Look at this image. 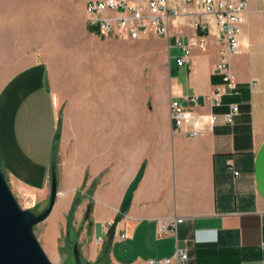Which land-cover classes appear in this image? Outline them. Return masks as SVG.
<instances>
[{
  "label": "crops",
  "instance_id": "0c3cea01",
  "mask_svg": "<svg viewBox=\"0 0 264 264\" xmlns=\"http://www.w3.org/2000/svg\"><path fill=\"white\" fill-rule=\"evenodd\" d=\"M56 2L0 0V165L11 189L44 191L54 166L57 213L69 211L75 193L90 190L93 208L80 254L93 264L101 263L99 240L108 242L103 255L110 264H148L175 256L179 246L188 253L186 264H264V0H247L242 45L230 62L234 87L216 67L224 43L215 19L196 4L168 0L179 11L170 17L169 34L158 35L167 44L166 85L146 98L121 93V84L116 94L101 95L89 78L59 80L50 59ZM201 18L210 21L207 49L194 47L179 66L174 41L195 35ZM220 85V105H211L208 97ZM173 100L197 114L217 113L218 120L197 137L186 134L171 119ZM229 103L240 106L233 123L223 119ZM84 209L77 207V218ZM179 217L176 234L158 236L159 224Z\"/></svg>",
  "mask_w": 264,
  "mask_h": 264
},
{
  "label": "rangeland",
  "instance_id": "374dc122",
  "mask_svg": "<svg viewBox=\"0 0 264 264\" xmlns=\"http://www.w3.org/2000/svg\"><path fill=\"white\" fill-rule=\"evenodd\" d=\"M83 1L85 0H57L56 15L51 6V33L55 23L57 34L56 51L50 55L54 66L53 73L59 80L67 81L68 79L76 83H79L82 78H89L90 83L94 81L100 84L101 95L116 94L120 84L121 93L135 92L139 98L149 97L150 92L153 95H159L166 85L168 64L166 42L154 33H148L142 39L123 40L109 35L100 36L93 30L91 33L86 32L82 4L88 0ZM53 15H55L56 22L52 19ZM89 89H92V85ZM109 103V101H101V105ZM75 104L80 105L81 103L75 102ZM3 171L5 173L4 169ZM53 173H56L54 166L50 178ZM50 185L42 192H17L11 189V185L10 189L16 196L18 204L24 209L42 211L46 208L50 198ZM91 193L90 190L85 193L79 191L72 198V206L73 203L76 204L74 211L81 204L85 206V211L77 215L80 218L76 217L74 211L70 213L71 206L66 213H57L54 209L44 221L34 226L33 231L53 264L76 263L75 256H73L74 242L78 243L80 251L81 247L86 244L85 229L88 230V219L91 218L93 208V199L89 197ZM59 198L58 195L56 201ZM118 217H113L108 224L109 234H111V225ZM84 220H87L86 223ZM99 242L102 246L100 264H110L106 263L103 255L108 242L106 240H99ZM83 259L84 261L89 260Z\"/></svg>",
  "mask_w": 264,
  "mask_h": 264
},
{
  "label": "built area",
  "instance_id": "2783aa9c",
  "mask_svg": "<svg viewBox=\"0 0 264 264\" xmlns=\"http://www.w3.org/2000/svg\"><path fill=\"white\" fill-rule=\"evenodd\" d=\"M188 4H196L198 12L205 17L212 16L219 29L217 40L224 43L220 49V61L217 69L223 75L222 79L228 81L231 87L235 85L234 72L230 66L231 59L239 52L241 40L239 35L242 24L245 22L247 0H182ZM86 6V19L90 31L97 32L100 36L109 35L110 37L122 38L123 40L142 39L148 33L167 36L169 34V20L171 16H177L179 9L175 5H170L168 0H146L143 5H136L127 0H88ZM210 21L207 18L196 22L197 32L187 41L182 42L179 38L175 39L176 47L181 49L180 56L177 58V65H183L191 58V50L200 47L202 51L207 49L206 34L211 30ZM221 85L218 86L208 97L211 105H220L223 94ZM191 102H197V96L190 97ZM229 109L223 115V119L234 122V116L239 115L240 106L235 103L228 104ZM171 119L176 126L193 137L199 136L204 129L213 127L217 122V113L205 115L197 114L191 108L182 107L178 100H173L170 104ZM232 166V163H231ZM239 175V171H235ZM182 217L170 223L159 224L158 236L167 233L176 234L177 223L182 221ZM124 236V235H123ZM175 256L165 258H152L148 264H186L189 259L185 248H176Z\"/></svg>",
  "mask_w": 264,
  "mask_h": 264
},
{
  "label": "water",
  "instance_id": "95a60500",
  "mask_svg": "<svg viewBox=\"0 0 264 264\" xmlns=\"http://www.w3.org/2000/svg\"><path fill=\"white\" fill-rule=\"evenodd\" d=\"M143 170L144 166L137 170L135 178L127 186L119 210L121 214L130 206L131 197L143 176ZM51 178V193L46 208L42 211L24 209L18 204L0 165V264H53L33 231L34 226L44 221L55 206L59 194L58 181L54 173ZM73 256L75 264H93L91 260L84 261L77 242H74Z\"/></svg>",
  "mask_w": 264,
  "mask_h": 264
},
{
  "label": "trees",
  "instance_id": "16d2710c",
  "mask_svg": "<svg viewBox=\"0 0 264 264\" xmlns=\"http://www.w3.org/2000/svg\"><path fill=\"white\" fill-rule=\"evenodd\" d=\"M75 205H76V204L73 203V206H72V209H71V212H70V213H72V211H74ZM107 248H108V246H106L105 250H106ZM105 250H104V252H105Z\"/></svg>",
  "mask_w": 264,
  "mask_h": 264
}]
</instances>
